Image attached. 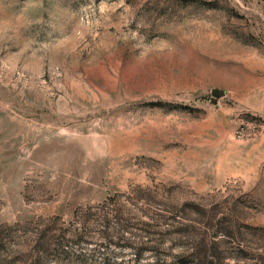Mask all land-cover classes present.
Here are the masks:
<instances>
[{"label":"rangeland","instance_id":"obj_1","mask_svg":"<svg viewBox=\"0 0 264 264\" xmlns=\"http://www.w3.org/2000/svg\"><path fill=\"white\" fill-rule=\"evenodd\" d=\"M0 264H264V0H0Z\"/></svg>","mask_w":264,"mask_h":264},{"label":"water","instance_id":"obj_2","mask_svg":"<svg viewBox=\"0 0 264 264\" xmlns=\"http://www.w3.org/2000/svg\"><path fill=\"white\" fill-rule=\"evenodd\" d=\"M222 93H223L222 90H217V91H215V94H216L217 96L221 95Z\"/></svg>","mask_w":264,"mask_h":264},{"label":"trees","instance_id":"obj_3","mask_svg":"<svg viewBox=\"0 0 264 264\" xmlns=\"http://www.w3.org/2000/svg\"><path fill=\"white\" fill-rule=\"evenodd\" d=\"M73 240L72 239H68L67 238V242H72ZM61 243V242H60ZM63 244H65V243H63ZM67 244V243H66Z\"/></svg>","mask_w":264,"mask_h":264}]
</instances>
